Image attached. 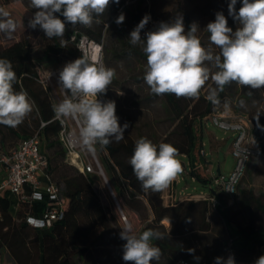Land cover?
<instances>
[{"label": "trees", "instance_id": "1", "mask_svg": "<svg viewBox=\"0 0 264 264\" xmlns=\"http://www.w3.org/2000/svg\"><path fill=\"white\" fill-rule=\"evenodd\" d=\"M14 1L17 0H0V7L16 22L14 12L6 10V6ZM129 1L115 3L110 0L105 13L94 18L91 27L73 26L65 21L64 37L53 38L39 56L34 52V44L29 37L0 47V58L10 60L16 72L14 90L26 91L33 105L31 113L19 126L0 125V149H13L20 141L37 135L49 160L47 174L51 182L61 187L64 206V219L55 222L50 230L39 231L28 224L27 216H39L46 210V204L32 207L20 205L16 209L17 201H13L9 192L0 196V254L3 249L7 250L15 264H79L78 258L83 259L84 264H126L123 260L126 241L120 239L119 220L114 212L104 208L95 190L96 176H85L66 162L67 151L60 140L62 125L55 116L54 104L40 80L38 68L40 65L69 63L80 58L82 55L72 38L83 36L102 44L103 50L107 36L115 38V56L106 60L108 64L135 57L146 61L143 51L133 46L129 35L115 23L117 17L121 13L132 16V30L145 15L157 24L173 22L174 19L168 17L167 12L157 15L158 5L165 0H138L135 13L130 12ZM185 1H180L175 15L182 14L186 32L193 22L199 25L197 35L202 45L203 39L210 35L206 26L214 22L217 12L225 15L233 31L239 27L238 22L228 14L230 0H188L195 5L190 12L182 8ZM241 6L242 0H237V11ZM57 16L64 20L59 13ZM62 39L65 41L63 45ZM231 84L225 86L220 96L231 90ZM238 93L236 106L231 111L235 116L249 119L252 135L258 141L259 154L249 161L232 205L222 190L213 186V178L205 174L209 162L202 154L204 139L199 127L209 121L219 109V104L213 105L203 96L186 99L165 94L168 109L165 130H158L155 124L149 127L132 125L119 143L113 140L105 148L97 144L101 168L121 209L134 213L142 225L138 235L148 229L164 234L162 239L152 241L162 254L159 261H152L151 264H177L180 261L215 264L216 257L225 258L229 253L241 264H255L256 259L264 255V192H256L243 185L247 174L264 177V98L260 104L245 111L240 104L249 103L250 99L243 90ZM156 98L157 95H154L144 102L152 104ZM141 137L148 138L157 146L164 142L176 147L178 157L186 159L183 162L191 179L210 188L209 198L165 204L163 191L144 190L128 163L135 142ZM214 201L218 203L216 206ZM165 221L169 222V226L164 224ZM245 240L250 242V248L244 247ZM188 249H195L194 255L189 254ZM194 256L200 257V260L196 261Z\"/></svg>", "mask_w": 264, "mask_h": 264}, {"label": "clouds", "instance_id": "2", "mask_svg": "<svg viewBox=\"0 0 264 264\" xmlns=\"http://www.w3.org/2000/svg\"><path fill=\"white\" fill-rule=\"evenodd\" d=\"M119 3L120 0H114ZM34 15L28 26H39L48 37H64L65 21L91 27L94 18L102 16L110 0H30ZM237 0H230L228 14L238 22L233 31L222 12H217L214 22H209L206 31L209 41L218 52L202 45L197 33L199 25L193 22L187 32L183 17L173 22H160L153 30L141 38L151 17L145 15L129 35L133 46L139 45L146 56L144 81L152 94L160 96L174 94L177 98L198 99L201 90L211 79L215 87H209L206 99L213 105L219 104V93L226 85L235 82L252 89L264 87V0H242L236 9ZM64 17L61 20L56 14ZM121 13L115 23L124 22ZM99 23L98 19H95ZM16 28L9 13L0 9V32L11 35ZM62 45L65 41L61 40ZM116 77L115 69L102 64L89 62L86 56L67 63L59 73L60 87L69 94L53 106L57 119L71 117L81 126L79 136L83 146L91 151L99 144L105 148L113 140L119 143L124 139L125 130L116 115L115 101L101 102L100 94H106ZM17 80L12 62L0 58V125L19 126L32 111V102L26 91H15ZM179 150L170 143L161 142L157 146L145 137L135 142L128 163L144 190L162 191L183 171L178 159ZM164 234L156 229L133 233L130 223L120 232L123 245V260L131 264H151L159 261L161 250L152 241L159 240ZM194 255L195 249H188ZM196 261L200 257L194 256ZM215 264H235V258L216 257ZM255 264H264V255Z\"/></svg>", "mask_w": 264, "mask_h": 264}, {"label": "rangeland", "instance_id": "3", "mask_svg": "<svg viewBox=\"0 0 264 264\" xmlns=\"http://www.w3.org/2000/svg\"><path fill=\"white\" fill-rule=\"evenodd\" d=\"M137 1L138 0L129 1L128 7L131 13L136 12L138 8ZM165 1V3H160L158 5L157 15L167 12V16L174 20L178 16H182L180 13L175 15L179 9V3L181 0ZM194 7L195 5L188 0L185 1L182 6V8L188 10V12L192 11ZM0 9H3V7H0ZM6 10L14 12L16 28L11 35L0 32V47L7 45L13 40L29 37L34 44V52L38 56L41 55L42 52L51 44L52 39H48L44 31L39 26H37L36 29H32L28 26L29 19L36 11V9L32 8L30 0L14 1L6 6ZM124 15L125 20L122 24L118 25V27L122 28L127 35H130L132 31V16L129 14ZM157 25L158 24L154 22V19H150L143 31H141V38L144 39L145 33L153 30ZM202 42L203 46L206 48L211 47L214 53L218 52V49H216L214 45L210 44L209 38H204ZM115 44V38L110 36H107L104 41L103 65L115 69L116 72V77L114 78L112 84L108 87L107 93L104 95L107 101H115L116 115L119 118L120 125L123 126L127 122L131 128L132 125H136V127L148 125L149 127L151 124H155L158 130H165L167 128L165 120L168 117L165 96H157L156 100L154 99V102H152L153 105L150 101L144 102L147 98L154 96V94L151 93L149 86L143 79L146 61L135 57L108 64L106 60L115 56ZM137 47L142 51L139 45H137ZM112 52L114 54H112ZM67 63L68 62L52 65H40L38 68L40 80L48 90L49 98L54 105L58 104L59 101H62L65 98H69V94L60 87L59 83V73ZM54 72L57 74V77L52 78V80L47 82L46 78L48 75ZM209 87H215L211 79H209L205 87L201 90L199 96L206 98ZM240 90H243L244 94L246 93L250 99L249 103L244 102L240 104L242 109L245 111L249 110L252 106L260 104L262 102V98H264L263 87L260 89H252L250 86L244 88L243 86L233 82L231 84V90H228L229 92L227 94L220 96L221 92L219 93V113H224L227 117L232 116L233 113L231 109L233 110L236 106L234 103L237 102L238 92ZM128 128L125 131H127ZM199 129H202V136L204 139L203 152L206 154L205 156L209 162L208 166L205 167V174L208 176L216 175L217 169L220 166L222 174L227 176L234 170L236 165V159L232 154L233 134L221 130L220 128L214 126L210 121L203 122ZM97 146L98 145H96V150ZM178 159L182 161L180 157H178ZM66 162L69 164L68 158L66 159ZM186 171H182V173L177 176L179 179L177 184L174 182V185H172L171 183L170 186L164 190V192L171 196L173 191L176 195V199L178 200L185 195L209 194L210 188L199 182L192 181ZM94 176H96L98 181L95 185V190L100 196L104 208L116 214L119 220L120 230L122 231L125 224L130 223L133 227V233L138 235V232L142 227L138 217L127 209H121L106 176L99 173L94 174ZM108 184L113 191L117 202L115 201ZM243 185L244 187H251L255 189L256 192H264V177L247 174L243 181ZM12 199L15 202L17 201L16 196H12ZM122 213L127 218L126 222L123 221ZM164 224L169 226L168 221H165ZM248 243L250 244V242ZM77 261L79 264H84L83 259L78 258ZM125 263L128 264L126 261ZM0 264H15L14 260L5 249H3L0 254Z\"/></svg>", "mask_w": 264, "mask_h": 264}, {"label": "built area", "instance_id": "4", "mask_svg": "<svg viewBox=\"0 0 264 264\" xmlns=\"http://www.w3.org/2000/svg\"><path fill=\"white\" fill-rule=\"evenodd\" d=\"M72 41L76 42L77 49L82 56L88 58L89 62L103 65L102 44L89 40L85 36L79 39L73 37ZM55 77H57L55 72L49 74L46 78L47 82ZM98 99L101 102L107 101L104 94H100ZM229 117L217 110L210 116L209 121L221 130L233 134L232 154L236 159L234 170L227 176L223 174H219L218 177L211 176L213 186L220 188L229 199V204L232 205L237 186L243 178L251 158L259 154V147L257 139L252 135V125L249 119L233 114ZM58 120L62 125L60 140L67 151L69 163L85 176L97 173L105 176L98 159L96 146L95 150L91 151L81 142L79 136L80 122L71 117ZM202 154L206 155L203 151ZM48 168L49 160L42 150V144L37 135L20 141L13 149L7 151L0 149V196L5 192L16 196V209L20 205L32 207L35 204H46V210L39 216L31 214L27 216L28 224L39 231L50 230L55 222L64 219L61 187L51 182L47 174ZM182 198L178 200L174 194L169 197V203L185 199L194 200L191 195ZM199 199L206 198L201 197ZM213 203L215 206L218 204L217 201ZM122 218L123 221H127L123 213ZM177 264L194 263L180 261ZM235 264L241 263L235 260Z\"/></svg>", "mask_w": 264, "mask_h": 264}, {"label": "crops", "instance_id": "5", "mask_svg": "<svg viewBox=\"0 0 264 264\" xmlns=\"http://www.w3.org/2000/svg\"><path fill=\"white\" fill-rule=\"evenodd\" d=\"M18 145V144H17ZM7 151V150H6ZM185 159L184 157H181L180 159L182 160L181 162H183L184 160L183 159ZM185 163V162H184ZM187 166V165H186ZM187 170V169H186ZM186 170H183V172L184 171H186ZM218 170H221V168H220V166L218 167ZM187 172V171H186ZM222 173V172H221ZM174 182L177 184V182H179V179H178V177L172 182V185H174ZM163 191V199H164V202H165V204H168L169 203V197H170V195H168V193H165L164 192V190H162ZM174 195V192L172 191V194H171V196H173ZM185 196H187V195H185ZM191 196H193L194 197V200L195 199H199V198H201V197H203V198H209V196H210V192H209V194H207V195H205V194H201V195H191ZM183 199V198H182ZM46 231V230H45ZM243 245H244V247H246V248H250V244L245 240V241H243ZM229 255H232L231 253H229V254H227V256L225 257V259L229 256Z\"/></svg>", "mask_w": 264, "mask_h": 264}, {"label": "water", "instance_id": "6", "mask_svg": "<svg viewBox=\"0 0 264 264\" xmlns=\"http://www.w3.org/2000/svg\"><path fill=\"white\" fill-rule=\"evenodd\" d=\"M181 164H182L183 170H186V169H187L186 164H185L184 162H181ZM218 173L220 174V170L218 171ZM108 186H109V184H108ZM109 189H110V191H111V193H112V195H113V197H114L113 191L111 190L110 186H109ZM114 199H115V201L117 202V200H116L115 197H114ZM117 204H118V203H117Z\"/></svg>", "mask_w": 264, "mask_h": 264}]
</instances>
